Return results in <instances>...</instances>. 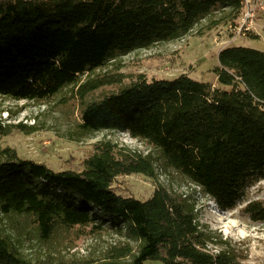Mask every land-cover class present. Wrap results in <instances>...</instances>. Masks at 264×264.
<instances>
[{"label":"trees","instance_id":"16d2710c","mask_svg":"<svg viewBox=\"0 0 264 264\" xmlns=\"http://www.w3.org/2000/svg\"><path fill=\"white\" fill-rule=\"evenodd\" d=\"M242 0H0V97L43 101L84 74L139 49L186 36L203 18ZM223 90L180 76L144 75L117 94L81 109L83 134L127 133L161 154L164 163L223 210L240 202L249 183L264 177V52L246 47L219 53ZM102 75L82 83L81 100L121 83ZM0 118V137L11 133ZM82 171L56 172L0 147V213L33 218L42 241L60 229L106 230L137 243L111 246L102 259L48 256L23 260L0 237V264H242L231 250L214 254L193 209L158 185L148 200L118 195L113 184L136 174L155 178L154 160L111 141L93 145ZM247 213L264 219L253 203Z\"/></svg>","mask_w":264,"mask_h":264},{"label":"rangeland","instance_id":"374dc122","mask_svg":"<svg viewBox=\"0 0 264 264\" xmlns=\"http://www.w3.org/2000/svg\"><path fill=\"white\" fill-rule=\"evenodd\" d=\"M253 19L245 21L244 8L237 19L230 10H219L199 21L184 37L139 49L110 61L105 67L84 74L76 84L64 87L53 97L43 101H16L0 97V118L11 126V133L0 137V147L14 151L22 160L45 164L53 171H82L93 145L111 141L151 156L155 178L141 174L118 178L113 188L118 195L150 199L157 186L180 195L194 211L200 230L209 240L208 249L216 254L221 250L233 251L242 264H264V219L247 213L248 205L257 203L264 208V177L252 180L243 199L231 210L221 209L201 189L168 167L161 154L127 133L100 131L83 134L81 109L101 98L117 94L133 84L137 76L149 80H173L188 76L223 90L215 70L219 67V53L232 47L253 48L264 52V0H255ZM255 8V6H254ZM120 76L121 83L104 86L88 94L84 100L77 95L82 83L102 75ZM259 218V217H258ZM0 237L6 238L20 257L34 263L48 256H62L73 260L102 259L114 245L137 243L112 230L90 235L81 228L60 229L49 241H42L32 217L0 213ZM149 264H162L151 262Z\"/></svg>","mask_w":264,"mask_h":264},{"label":"built area","instance_id":"2783aa9c","mask_svg":"<svg viewBox=\"0 0 264 264\" xmlns=\"http://www.w3.org/2000/svg\"><path fill=\"white\" fill-rule=\"evenodd\" d=\"M259 4L255 3V0H244V8H247V11L245 13V21H249L253 19L254 13L256 11V5ZM255 6V8H254ZM264 10V7H261Z\"/></svg>","mask_w":264,"mask_h":264},{"label":"bare ground","instance_id":"6f19581e","mask_svg":"<svg viewBox=\"0 0 264 264\" xmlns=\"http://www.w3.org/2000/svg\"><path fill=\"white\" fill-rule=\"evenodd\" d=\"M259 2V1H258ZM244 9V0H242V10Z\"/></svg>","mask_w":264,"mask_h":264}]
</instances>
